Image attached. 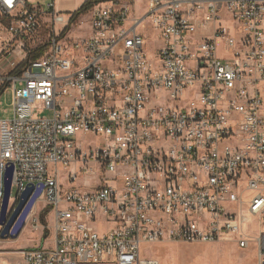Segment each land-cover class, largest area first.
Wrapping results in <instances>:
<instances>
[{"label": "built area", "instance_id": "obj_1", "mask_svg": "<svg viewBox=\"0 0 264 264\" xmlns=\"http://www.w3.org/2000/svg\"><path fill=\"white\" fill-rule=\"evenodd\" d=\"M137 1L0 0V202L12 165L7 215L31 187L43 239L54 211L52 246L16 264H159L143 248L163 241H230L264 264V0Z\"/></svg>", "mask_w": 264, "mask_h": 264}, {"label": "rangeland", "instance_id": "obj_2", "mask_svg": "<svg viewBox=\"0 0 264 264\" xmlns=\"http://www.w3.org/2000/svg\"><path fill=\"white\" fill-rule=\"evenodd\" d=\"M32 6H40L43 10L47 11V4L52 0H27ZM76 0H55V10L61 12H72L73 5ZM82 5V4H81ZM136 10L142 9V0H138L135 3ZM78 9V8H77ZM76 9V10H77ZM75 10V11H76ZM49 15L45 13L43 15V24L41 28L42 40H46L49 34ZM208 29H198V32H204ZM82 34L80 29L76 28L72 33L71 37H75ZM10 39V34L6 31L4 24L0 23V50L2 42L8 41ZM152 42L148 44L151 45ZM43 49V48H42ZM148 50L149 47H148ZM43 51V50H42ZM219 54H221V48H219ZM10 56L4 54L0 56V62L8 60ZM12 91L10 87L3 89L0 92V119L9 118L12 116ZM50 116L51 112L42 111L39 108L38 116ZM85 140H92L94 142V136L89 134L85 135ZM17 194L16 187L12 186L10 190V200L9 207L14 203L13 197ZM42 207L41 199L37 201L35 211L40 212ZM32 213V212H31ZM30 215H27L23 226L20 231L15 236L7 235L3 239L0 237V241H3V245H0L1 250L12 249L19 250L23 247L34 248L39 246L43 242L44 247L52 246L53 230L52 222L54 217V211L49 209L46 216V221L49 225V232L46 237L42 239L40 231L32 229ZM1 230V228H0ZM13 238V239H11ZM143 252L146 256H150L156 259L159 264H256V257L254 250L252 248L242 249L230 241L220 242V243H187V242H173V241H163L151 245H147L143 248ZM162 252V253H161ZM17 252H7L3 253L0 258V264H15L14 261L17 259ZM20 255V254H19Z\"/></svg>", "mask_w": 264, "mask_h": 264}, {"label": "water", "instance_id": "obj_3", "mask_svg": "<svg viewBox=\"0 0 264 264\" xmlns=\"http://www.w3.org/2000/svg\"><path fill=\"white\" fill-rule=\"evenodd\" d=\"M12 165L8 166L4 172V194L0 202V237L7 235L15 236L20 231L26 216L32 208L38 193L32 194V188L28 187L18 196V203L14 208L12 215L7 219V208L9 202V194L11 187ZM20 212L17 221H14V215Z\"/></svg>", "mask_w": 264, "mask_h": 264}, {"label": "crops", "instance_id": "obj_4", "mask_svg": "<svg viewBox=\"0 0 264 264\" xmlns=\"http://www.w3.org/2000/svg\"><path fill=\"white\" fill-rule=\"evenodd\" d=\"M85 1H87V0H76L75 1V3H74V5H73V9L74 10H72V12H74L77 8H79L80 6H81V4L83 3V2H85ZM54 5H55V0H54ZM57 12H60V13H69V12H61V11H57ZM44 21V20H43ZM46 22V21H45ZM40 38L42 39V36L40 35ZM39 48V47H38ZM36 51V50H35ZM15 52H18L17 50L15 51ZM13 56V55H12ZM1 91H2V88H1ZM3 239V238H2ZM11 239H13V238H11ZM0 245H3V241L1 240L0 241ZM24 248H26V247H24ZM21 249H23V247L21 248ZM7 252H17L16 253V255H17V259L14 261V263L16 264L18 261H19V259H20V255H19V253H18V250H12V249H6V250H1L0 249V258H1V255L3 254V253H7Z\"/></svg>", "mask_w": 264, "mask_h": 264}, {"label": "trees", "instance_id": "obj_5", "mask_svg": "<svg viewBox=\"0 0 264 264\" xmlns=\"http://www.w3.org/2000/svg\"><path fill=\"white\" fill-rule=\"evenodd\" d=\"M96 1L97 0H87V1L83 2L82 5L76 11H74V13H80V12H82L84 9H86L88 6H90L92 3L96 2ZM41 54H42V47H39L35 52H33L30 55V57L32 59H36ZM0 92H1V89H0ZM45 213H46L45 211L42 212V213H40V216L43 217Z\"/></svg>", "mask_w": 264, "mask_h": 264}, {"label": "flooded vegetation", "instance_id": "obj_6", "mask_svg": "<svg viewBox=\"0 0 264 264\" xmlns=\"http://www.w3.org/2000/svg\"><path fill=\"white\" fill-rule=\"evenodd\" d=\"M17 203H18V201H16V203L14 204V206H13V210L7 215V219L12 215V213H13V211H14V208L16 207ZM19 215H20V212H19L18 214H15V215H14V217H13V218H14V221H17V220H18Z\"/></svg>", "mask_w": 264, "mask_h": 264}, {"label": "bare ground", "instance_id": "obj_7", "mask_svg": "<svg viewBox=\"0 0 264 264\" xmlns=\"http://www.w3.org/2000/svg\"><path fill=\"white\" fill-rule=\"evenodd\" d=\"M37 203V202H36ZM162 253V252H161Z\"/></svg>", "mask_w": 264, "mask_h": 264}]
</instances>
